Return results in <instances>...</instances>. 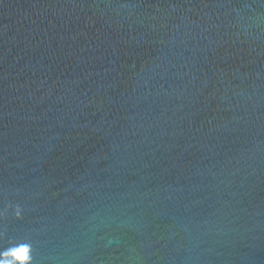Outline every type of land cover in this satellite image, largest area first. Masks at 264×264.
Wrapping results in <instances>:
<instances>
[{
  "label": "water",
  "instance_id": "obj_1",
  "mask_svg": "<svg viewBox=\"0 0 264 264\" xmlns=\"http://www.w3.org/2000/svg\"><path fill=\"white\" fill-rule=\"evenodd\" d=\"M0 264H264V0H0Z\"/></svg>",
  "mask_w": 264,
  "mask_h": 264
},
{
  "label": "snow or ice",
  "instance_id": "obj_2",
  "mask_svg": "<svg viewBox=\"0 0 264 264\" xmlns=\"http://www.w3.org/2000/svg\"><path fill=\"white\" fill-rule=\"evenodd\" d=\"M12 254H13L14 256L20 258V259H23V257H24V250H23V249H20V250L14 252V253H12Z\"/></svg>",
  "mask_w": 264,
  "mask_h": 264
}]
</instances>
